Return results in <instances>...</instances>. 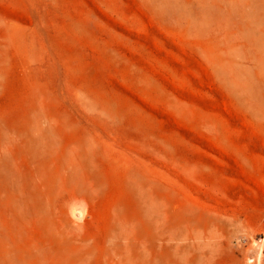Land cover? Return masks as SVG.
I'll return each instance as SVG.
<instances>
[{
  "label": "rangeland",
  "instance_id": "rangeland-1",
  "mask_svg": "<svg viewBox=\"0 0 264 264\" xmlns=\"http://www.w3.org/2000/svg\"><path fill=\"white\" fill-rule=\"evenodd\" d=\"M259 238L264 0H0V264H251Z\"/></svg>",
  "mask_w": 264,
  "mask_h": 264
},
{
  "label": "built area",
  "instance_id": "built-area-1",
  "mask_svg": "<svg viewBox=\"0 0 264 264\" xmlns=\"http://www.w3.org/2000/svg\"><path fill=\"white\" fill-rule=\"evenodd\" d=\"M243 242H246L243 240ZM252 252L248 255L247 260L251 264H264V238L253 241Z\"/></svg>",
  "mask_w": 264,
  "mask_h": 264
}]
</instances>
